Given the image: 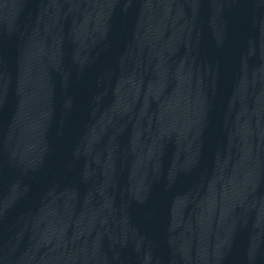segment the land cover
Instances as JSON below:
<instances>
[{"label": "water", "instance_id": "95a60500", "mask_svg": "<svg viewBox=\"0 0 264 264\" xmlns=\"http://www.w3.org/2000/svg\"><path fill=\"white\" fill-rule=\"evenodd\" d=\"M0 264H264V0H0Z\"/></svg>", "mask_w": 264, "mask_h": 264}]
</instances>
